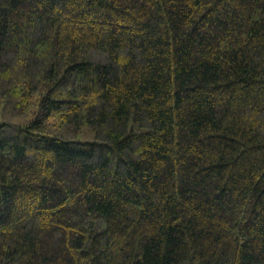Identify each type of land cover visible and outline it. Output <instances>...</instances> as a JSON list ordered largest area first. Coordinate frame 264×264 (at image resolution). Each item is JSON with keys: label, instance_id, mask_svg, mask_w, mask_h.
I'll return each mask as SVG.
<instances>
[{"label": "trees", "instance_id": "obj_1", "mask_svg": "<svg viewBox=\"0 0 264 264\" xmlns=\"http://www.w3.org/2000/svg\"><path fill=\"white\" fill-rule=\"evenodd\" d=\"M0 264H264V0H0Z\"/></svg>", "mask_w": 264, "mask_h": 264}]
</instances>
